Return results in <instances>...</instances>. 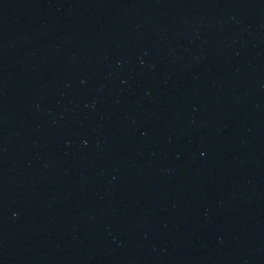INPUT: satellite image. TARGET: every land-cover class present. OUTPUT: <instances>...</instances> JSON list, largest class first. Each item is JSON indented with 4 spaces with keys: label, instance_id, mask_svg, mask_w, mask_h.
I'll list each match as a JSON object with an SVG mask.
<instances>
[{
    "label": "water",
    "instance_id": "obj_1",
    "mask_svg": "<svg viewBox=\"0 0 264 264\" xmlns=\"http://www.w3.org/2000/svg\"><path fill=\"white\" fill-rule=\"evenodd\" d=\"M0 264H264V0H0Z\"/></svg>",
    "mask_w": 264,
    "mask_h": 264
}]
</instances>
